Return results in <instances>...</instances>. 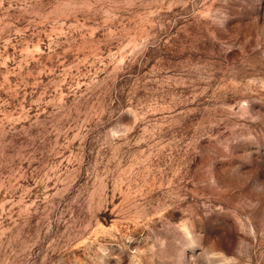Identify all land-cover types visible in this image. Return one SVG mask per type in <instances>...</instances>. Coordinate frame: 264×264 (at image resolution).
<instances>
[{
    "label": "rangeland",
    "instance_id": "obj_1",
    "mask_svg": "<svg viewBox=\"0 0 264 264\" xmlns=\"http://www.w3.org/2000/svg\"><path fill=\"white\" fill-rule=\"evenodd\" d=\"M0 264H264V0H0Z\"/></svg>",
    "mask_w": 264,
    "mask_h": 264
}]
</instances>
